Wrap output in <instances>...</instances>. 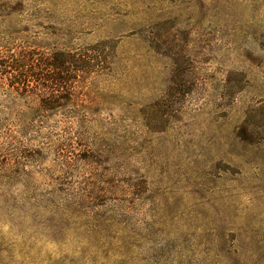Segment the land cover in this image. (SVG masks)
Masks as SVG:
<instances>
[{
  "label": "rangeland",
  "instance_id": "1",
  "mask_svg": "<svg viewBox=\"0 0 264 264\" xmlns=\"http://www.w3.org/2000/svg\"><path fill=\"white\" fill-rule=\"evenodd\" d=\"M0 264H264V0H0Z\"/></svg>",
  "mask_w": 264,
  "mask_h": 264
},
{
  "label": "trees",
  "instance_id": "2",
  "mask_svg": "<svg viewBox=\"0 0 264 264\" xmlns=\"http://www.w3.org/2000/svg\"><path fill=\"white\" fill-rule=\"evenodd\" d=\"M16 62L11 63L8 67L14 71L18 68L21 73V70L25 69V65L15 64ZM85 65L89 64L71 53H52L41 61L40 64H37L36 71L33 72L31 67L30 69H25L23 71L25 75L23 80L19 79L17 84L28 83L26 79L31 77L35 79L34 81H40L41 88L47 91L43 93L44 96H47V100L63 101L65 98L69 99L71 97L70 93L73 91L74 86L70 83L76 79V75L79 72L87 69Z\"/></svg>",
  "mask_w": 264,
  "mask_h": 264
}]
</instances>
